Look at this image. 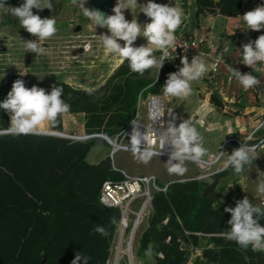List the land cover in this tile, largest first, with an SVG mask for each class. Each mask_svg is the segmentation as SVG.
I'll use <instances>...</instances> for the list:
<instances>
[{"label":"trees","instance_id":"obj_1","mask_svg":"<svg viewBox=\"0 0 264 264\" xmlns=\"http://www.w3.org/2000/svg\"><path fill=\"white\" fill-rule=\"evenodd\" d=\"M243 1L195 0L190 27L197 29L200 17L207 14L239 16ZM178 2L185 12L192 8L189 0ZM52 3L53 10L33 9V13L41 18L57 16L62 4ZM4 18L6 25L20 27L10 11ZM152 71L134 73L125 60L98 88L87 90L64 81L42 88L50 93L53 86L62 87V99L70 105L64 115L84 114L87 135L107 134L114 139L136 117L140 91L154 83L142 98L162 95L168 75L178 69L167 60L157 78ZM17 79V75L9 74L0 80V102ZM25 86L32 87L27 82ZM213 100L221 105L216 97ZM64 115L51 124L52 130L62 131ZM5 128L0 109V129ZM100 148L95 146V139L78 142L36 134L0 135V264H42L45 253V264H72L76 255L81 257L79 264H110L122 211L102 204L100 195L106 181L119 182L124 175L105 158L98 163L89 161L94 150ZM228 174L226 170L215 177ZM157 185L166 190L152 191L149 218L137 248L141 262L147 260L145 252L151 246L155 264H185L197 250L202 256L194 264H264V252L242 249L223 236L231 227V214L224 209L234 208L244 198L242 194L230 193L223 201L219 190L204 197L209 184L200 179ZM254 218L264 226V216L254 214ZM101 225L107 230L106 236L95 231ZM159 253H163V259Z\"/></svg>","mask_w":264,"mask_h":264},{"label":"clouds","instance_id":"obj_2","mask_svg":"<svg viewBox=\"0 0 264 264\" xmlns=\"http://www.w3.org/2000/svg\"><path fill=\"white\" fill-rule=\"evenodd\" d=\"M73 5H78L84 17L91 21L96 27H106L109 34L99 35L100 41L105 51L110 55H115L121 63L127 60L132 72L143 75L145 71L155 68L158 70L163 67L169 57V49L176 46V31L181 26L184 12L179 6H168L148 0L146 4H139L138 0H117L113 7L112 15H105L98 10H92L85 7L87 0H71ZM139 6L142 13L149 18L150 22L141 26L137 18L129 22L124 15V10H131ZM0 7H4L0 3ZM52 0H24L19 7L9 8L10 15L17 18L21 28L29 34L36 37L35 40H27L26 52H32L41 55L44 48L41 42L51 39L58 32L57 21L51 16L41 18L33 13V9L53 10ZM246 25V30L260 31L264 29V5L248 11L242 16ZM138 37H144L146 45L134 46ZM118 41H123V45ZM242 62L244 65L259 71L257 65H264V34L260 35L254 41H249L242 46ZM159 50L162 54L157 57L154 53ZM228 48L224 49L227 53ZM182 67L178 71L170 73L163 85V95L165 97H174L180 100H187L193 92L192 83L200 81L208 72V66L203 54L194 56L191 61L187 56L181 58ZM231 77L234 78L243 87L245 91L258 86L261 81L251 73L242 74L239 70L231 67ZM154 83L148 84L142 89L137 97L140 106L141 98L144 93L154 87ZM63 88L53 86L50 93L44 88L33 86L28 88L22 79H17L12 84L7 97L0 102V109L7 112L10 116V126L0 129V135H29L38 132L45 124H55L59 117L70 111V105L62 99ZM163 114L154 112L152 114L153 122L157 121ZM132 132L130 134L129 150L140 161L147 163L153 156H159L161 150L166 145L172 148L169 160L168 171L170 173L183 174L186 169L184 162L190 159L195 162H201L207 155L208 150L203 146V137L201 133L193 126L191 120H184L176 126L169 122L167 127L160 125V132L155 128L149 127L141 133L140 123L133 119ZM159 138V151L155 149L157 139ZM143 143V149L141 145ZM255 148L249 147L246 143L241 147L233 149L232 153L227 154L221 169L226 170L231 167L234 172L240 174L245 166L253 164V153ZM224 152H219L215 160L219 161L224 157ZM258 191L264 193V181L258 185ZM213 208H217L214 204ZM225 212L231 214L228 224L229 230L223 233V236L236 242L242 249H248L254 252H264V226L258 223L254 218L264 216V207L253 204L247 197L236 202V206L226 207ZM115 224V218L112 219ZM95 231L106 236L107 230L101 225L97 226ZM145 255L151 259L153 249L151 246L146 250ZM163 259V253L158 254ZM81 257L76 255L72 264H79Z\"/></svg>","mask_w":264,"mask_h":264},{"label":"rangeland","instance_id":"obj_3","mask_svg":"<svg viewBox=\"0 0 264 264\" xmlns=\"http://www.w3.org/2000/svg\"><path fill=\"white\" fill-rule=\"evenodd\" d=\"M13 1V4H12ZM57 4L61 3L62 6L59 9L57 16L53 17L57 21L58 32L51 39L41 42L44 52L41 55H36L32 52H26L27 40H35L36 37L29 34L25 29L23 33L20 32L21 27H11L4 23V15L10 11L9 8L19 7L24 3V0H9L10 5L0 8V80H3L7 75L14 74L20 79L27 82L29 85L43 87L45 85H51L54 81H64L74 87L84 88L87 90H92L103 85L108 77L115 71V69L122 64L120 60L115 55L108 54L101 41L99 35L109 34L107 28H101L95 26L91 21L83 16L81 9L78 5H73L71 0H55ZM148 0H138V3L143 5L146 4ZM155 3L166 4L168 6H179L182 8L178 0H153ZM189 5L192 7L189 11L184 12V17L181 26L176 31V37L180 38H190L193 36L192 20L195 13V0H189ZM85 7L93 10L91 4L87 0ZM141 11V8L137 6L131 10H124L125 18L130 22L133 17L137 18L138 23L143 26L145 23L150 22L149 18ZM200 21H198V24ZM80 30L77 31V28ZM199 28V27H198ZM196 29V28H195ZM2 41L3 44H2ZM123 45V41H118ZM147 41L144 37H138L134 42V46L138 47L141 45H146ZM30 53V56H29ZM156 56L159 57L162 53L157 50L155 51ZM30 60L27 64L26 61ZM152 76L157 78L160 74L158 70L152 68ZM201 91L200 98L204 99L205 94L208 90L197 89ZM166 103V112L169 115L171 109L176 111L178 115L181 114L185 107L183 106L182 100L174 97H165L163 94L160 95ZM144 99V98H143ZM146 102V100H143ZM139 118L140 121L147 125L148 112L145 103L139 106ZM191 120L193 126L198 130L197 126H201L204 130H209L208 118H200L191 116L188 118ZM187 120V119H186ZM84 114L71 115L67 114L63 117V129L62 131H54L51 128V124H45L42 129L49 132H59L67 135L71 140L78 142H85L89 140H84L83 138L88 137L86 130L84 128ZM180 121V122H179ZM179 121L175 122L176 126H179L184 118H180ZM264 129V121L260 123L257 129H252L247 132V134L242 137L236 134L228 137L227 140H236L232 144L223 145L219 152H224L230 148H239L241 145L237 143L240 141H248L247 145L258 144L257 149L253 153L256 157L253 164L250 166H245L242 173L237 174L234 169L229 167V174L216 178L215 176L222 171L217 172V169H221L223 165L218 164V161L213 165L206 166L205 164H199L192 160H185L184 167L186 171L183 174L170 173L168 171L169 165L161 166L163 169L155 168L148 161L144 163L137 159L136 156L132 155L131 151L119 150L113 156V169L124 171L126 175L130 178L133 177H155L157 179V184L167 185L174 181H189L193 179H200L207 182L209 185L213 183L215 179L218 180V186L215 191L221 190V200L226 201V196L232 194L233 196L237 193L242 194L243 197H247L253 204L257 206H264V193L258 191V185L261 181H264V136L258 137V131ZM257 130L253 139L250 140V134ZM207 137L203 146L205 148L212 147V143L218 141V136ZM71 137V138H70ZM112 139L113 141L116 139ZM122 140H119V143ZM123 146L129 145L128 139H123ZM230 147V148H229ZM112 146L108 143L102 147L98 158H106L112 153ZM131 152V153H127ZM217 152V154L219 153ZM216 154V155H217ZM163 158H169L168 156H160ZM216 157V156H215ZM215 157L210 159H202L205 162H209ZM224 157L221 159H225ZM97 158V159H98ZM99 158V159H100ZM96 159L95 155L89 158V161L94 162ZM214 162V161H213ZM160 172V173H159ZM214 192V191H213ZM212 192V193H213ZM142 203L137 200L132 208L133 210H140ZM142 224L140 225L134 239V250L139 247L140 240L145 230L147 220L149 218V211L146 213ZM137 216H132L130 218L131 227L127 230L125 240L127 241L131 230L136 221ZM126 245L124 244V248ZM123 248V249H124ZM118 243L115 247L114 254L111 260V264L114 263V259L117 255ZM201 253L197 250L196 254ZM121 264H125L122 262ZM142 264H155L153 257L142 261Z\"/></svg>","mask_w":264,"mask_h":264},{"label":"crops","instance_id":"obj_4","mask_svg":"<svg viewBox=\"0 0 264 264\" xmlns=\"http://www.w3.org/2000/svg\"><path fill=\"white\" fill-rule=\"evenodd\" d=\"M261 5H264V0H254L253 2L244 0L242 4L243 11L239 16L226 17L218 13L201 16L199 19V28L193 29L192 31L193 35L195 34L200 39L212 40L221 46L228 47V61L232 64H238L240 66L239 71L242 74L252 72L261 81L258 86L245 91L238 81L230 79L231 74L225 67H222L218 74H213L211 72L210 62L205 60L208 66V72L200 81L192 83V95L186 101L182 100V102H187L188 105L184 106L185 109H183L181 114L178 115L176 111L174 112L177 115V121H179L178 118H184L186 120L191 116L208 118L210 129L204 130L201 126H197L198 131L203 137V142H205L207 137H214L213 135L218 136V141L212 143V147L206 148L208 150L207 155L202 159L215 157L220 148L227 142L228 137L233 134L244 137L248 131L257 129L260 123L264 121V65H257L256 67L260 70L255 71L241 63L242 46L264 34V29L260 31L246 30L242 16L246 12L254 10ZM191 59L189 58V62ZM201 88L208 90L204 99L200 98L199 94L201 91L197 90H201ZM213 97H216L221 105L216 104ZM257 136H264V129L258 131ZM233 149L235 147L230 148L228 151L226 150L225 159L219 160L218 164L223 165L227 159V154L230 155ZM100 152L101 148L94 150L92 153V155L96 156L94 163H98L103 159V157L98 158ZM131 154L133 155V153ZM168 160L169 158L153 156L149 162L155 168H159L161 172V169H163L161 166L168 165ZM201 256L202 252L196 254L195 258Z\"/></svg>","mask_w":264,"mask_h":264},{"label":"built area","instance_id":"obj_5","mask_svg":"<svg viewBox=\"0 0 264 264\" xmlns=\"http://www.w3.org/2000/svg\"><path fill=\"white\" fill-rule=\"evenodd\" d=\"M225 48H228V47L221 46L212 40L200 39L195 34L190 38L176 37V46L174 49H169L168 60L171 61L177 69H179L180 67H182L180 63L182 57L187 56L189 59V58H193L196 55L203 54V58L210 62L211 72L213 74H218L220 70L222 69V67H225L228 70V72H230L231 74V67L234 69L240 70V66L238 64H232L228 61L227 59L228 52L227 53L224 52ZM230 79L235 80L232 77ZM143 100H146V102ZM142 103H145L147 107L149 123L147 125L143 124L140 121L139 112L137 113L134 119H136L140 123L139 130L141 131V133H143L146 130L145 128H149V127L155 128V131L159 133L161 124L167 127L169 123V117L172 113H174V111L171 110L169 112V115H167L166 103L161 97L155 96V95H149L147 98H144V99L141 98L140 105ZM154 112H159L163 114V116L160 117L157 121H155V123L153 122V119H152V114ZM132 121L130 122L128 127L124 130L122 135L117 136V138L114 140L113 143H115V146H114V152L112 153V157L119 150L130 151L128 146L122 145V141L123 139H128L130 141V134L133 128ZM256 132L257 130H254V132L250 134V137H249L250 140L253 139ZM88 137L89 139H95L94 135L88 136ZM120 139L122 141L119 143ZM156 139H157V144L154 147L157 151H159V138L156 137ZM235 141L236 140L234 139L227 140V142L225 143V146ZM237 143H239L242 146L245 143L247 144L248 141L246 140L243 143L238 141ZM143 146L144 145L142 143L141 145L142 149H143ZM248 146L253 147L256 150L258 147V144L254 145V143L251 142V145H248ZM170 153H171L170 150L162 149L161 154L159 156L169 157ZM187 160H190V159H187ZM120 172L124 175V179L119 182L106 181L103 184L101 195H100V200L102 204H104L107 207L119 208L122 211V219L120 222L117 239L115 243V247L118 243V249L120 247L121 251L119 254L118 261H117V255H116L113 264H121L122 262H124L125 264H142V262L137 257V249L136 251L134 250L135 229L133 230V228L136 227V224H135L136 221L133 225L131 234L129 235L127 241L125 240L127 230H129V227H131L130 218L134 215L138 216L137 214L138 210L137 211L133 210L132 206L137 200L141 201L142 207L144 206V204L146 205L150 204L152 200V191L153 190L165 191L166 188L162 189L158 187L157 179L155 177L149 176V177L130 178L126 175L124 171H120ZM123 229H124V234H122ZM124 244L126 245L125 248H124ZM115 247H114V250H115ZM118 249H117V253H118ZM195 255L196 253H194L185 264H194V260L196 259Z\"/></svg>","mask_w":264,"mask_h":264},{"label":"water","instance_id":"obj_6","mask_svg":"<svg viewBox=\"0 0 264 264\" xmlns=\"http://www.w3.org/2000/svg\"><path fill=\"white\" fill-rule=\"evenodd\" d=\"M88 1L91 4L93 10H98V11L104 13L106 16L114 14L112 12V9L116 5L117 0H88ZM253 1L254 0H247V2H253ZM0 3H3L4 6H6V7L10 5L9 0H0ZM104 28H106V27H104ZM78 30H80V27L77 28V31ZM29 62H30V60L28 59L26 61V63L28 64ZM186 105H188V104L187 103H183V106H186ZM2 113H3V115H4L5 119H6L7 127L10 126V116L6 115L4 110H2ZM33 134L54 136V137H60V138H66V139L69 138L67 135L59 133V132H49V131L41 132V131H38V132L33 133ZM94 136H95V146L103 147L105 145V143H108L113 148L112 149V153L114 152L115 143H113L112 139L109 138L107 136V134H98V135H94ZM83 139L84 140H88L89 137H86V138H83ZM112 153H111V155H109V156H107L105 158L106 161H108V162H112L113 161ZM218 183H219L218 180L215 179L213 181V183L211 185H209L205 189V191L203 192V196L206 197L209 194H211L213 191H215L217 189ZM144 206H146V204H144ZM134 229H135V227L133 228V230ZM46 261H47V253H45V255H44V260H43L42 264H45Z\"/></svg>","mask_w":264,"mask_h":264},{"label":"bare ground","instance_id":"obj_7","mask_svg":"<svg viewBox=\"0 0 264 264\" xmlns=\"http://www.w3.org/2000/svg\"><path fill=\"white\" fill-rule=\"evenodd\" d=\"M175 112V111H174ZM169 122H172V123H175V122H177V115L176 114H174V113H172L171 115H170V117H169ZM39 131H41V132H44V131H46V130H43V129H41V130H39ZM114 142V141H113ZM170 150V152L172 151V148L170 147V146H168V145H166L165 146V148H164V150ZM214 161V162H213ZM195 162V161H194ZM217 161L215 160V159H213L212 160V162L211 161H209V162H204V161H201V162H196V163H199V164H205L206 166H210V165H213L214 163H216ZM148 207H149V204L148 205H146V206H143L138 212H137V214H138V216H137V218H136V227H135V233H134V235H136V233H137V231H138V229H139V227H140V225L142 224V221L144 220V218H145V216L147 215L146 213H147V211H148ZM122 234H124V229H123V231H122ZM120 251H121V248L119 247V249H118V253H117V261H118V259H119V254H120Z\"/></svg>","mask_w":264,"mask_h":264},{"label":"flooded vegetation","instance_id":"obj_8","mask_svg":"<svg viewBox=\"0 0 264 264\" xmlns=\"http://www.w3.org/2000/svg\"><path fill=\"white\" fill-rule=\"evenodd\" d=\"M29 56H30V53H29Z\"/></svg>","mask_w":264,"mask_h":264}]
</instances>
